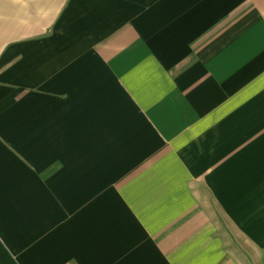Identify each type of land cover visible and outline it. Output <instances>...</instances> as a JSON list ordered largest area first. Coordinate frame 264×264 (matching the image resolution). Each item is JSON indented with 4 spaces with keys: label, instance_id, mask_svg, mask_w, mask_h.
I'll use <instances>...</instances> for the list:
<instances>
[{
    "label": "crops",
    "instance_id": "crops-1",
    "mask_svg": "<svg viewBox=\"0 0 264 264\" xmlns=\"http://www.w3.org/2000/svg\"><path fill=\"white\" fill-rule=\"evenodd\" d=\"M0 264H264V0H0Z\"/></svg>",
    "mask_w": 264,
    "mask_h": 264
}]
</instances>
